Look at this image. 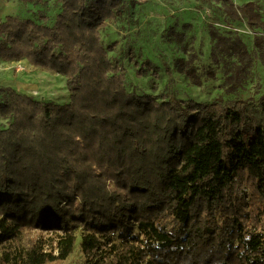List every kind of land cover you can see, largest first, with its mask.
<instances>
[{
    "label": "trees",
    "instance_id": "16d2710c",
    "mask_svg": "<svg viewBox=\"0 0 264 264\" xmlns=\"http://www.w3.org/2000/svg\"><path fill=\"white\" fill-rule=\"evenodd\" d=\"M218 1L231 20L264 30L255 2ZM120 6L61 0L51 26L0 20V59L59 75L69 92L57 104L0 87V264L63 261L78 226L83 264H264V94L222 104L128 91L100 38ZM209 36L233 93L252 56L239 37ZM254 44L264 65L263 38ZM193 62L175 65L200 86ZM133 226L139 238L112 240Z\"/></svg>",
    "mask_w": 264,
    "mask_h": 264
},
{
    "label": "rangeland",
    "instance_id": "374dc122",
    "mask_svg": "<svg viewBox=\"0 0 264 264\" xmlns=\"http://www.w3.org/2000/svg\"><path fill=\"white\" fill-rule=\"evenodd\" d=\"M232 1L235 5L255 2L264 19V0ZM60 9L61 0H0V20L15 16L51 26ZM211 28L225 36L239 37L252 56L246 81L233 93L225 91L221 66L209 58L213 44L209 36ZM255 35L264 40L263 29L252 31L243 19L231 20L218 0H121L119 13L100 30L102 45L108 49L111 62L126 71V89L150 94L158 102L193 99L228 104L264 94V65L254 44ZM190 55L194 56L200 86L193 85L175 65L177 59L187 60ZM141 64L143 75L138 77L136 72ZM208 70L214 73V78L207 77ZM0 87L13 88L40 102L64 104L69 100L63 77L33 67L24 59L12 62L0 59ZM59 87L64 91L62 97L57 94ZM6 126L7 119H0V129ZM73 232L77 243L71 255L48 264H83L79 242L84 230L78 226ZM32 236L28 231L22 235V241L28 242ZM111 238L123 242L139 235L133 226L128 233L112 234Z\"/></svg>",
    "mask_w": 264,
    "mask_h": 264
},
{
    "label": "bare ground",
    "instance_id": "6f19581e",
    "mask_svg": "<svg viewBox=\"0 0 264 264\" xmlns=\"http://www.w3.org/2000/svg\"><path fill=\"white\" fill-rule=\"evenodd\" d=\"M57 94L60 95L61 97L64 96V91L62 90L61 87L58 88Z\"/></svg>",
    "mask_w": 264,
    "mask_h": 264
}]
</instances>
